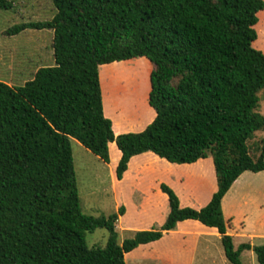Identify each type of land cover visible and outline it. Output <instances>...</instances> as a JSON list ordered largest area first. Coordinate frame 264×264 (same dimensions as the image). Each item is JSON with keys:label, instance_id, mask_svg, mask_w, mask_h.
<instances>
[{"label": "trees", "instance_id": "trees-1", "mask_svg": "<svg viewBox=\"0 0 264 264\" xmlns=\"http://www.w3.org/2000/svg\"><path fill=\"white\" fill-rule=\"evenodd\" d=\"M13 0H0V8ZM54 15L5 32L51 29L54 64L22 85L0 80V264H126L124 254L194 219L220 234L224 255L242 264L264 243L236 247L226 233L222 198L244 172L264 171V53L255 48L264 0H52ZM258 25V24H257ZM256 40V41H255ZM144 58L151 64L140 131L115 134L104 114L99 66ZM109 64V65H111ZM70 138L108 163L120 152L119 180L134 155L151 151L171 163L210 157L216 188L199 209L181 206L165 183L167 214L158 229L118 241L120 206L108 216L82 212ZM105 228L106 244L88 246L86 232Z\"/></svg>", "mask_w": 264, "mask_h": 264}, {"label": "rangeland", "instance_id": "rangeland-1", "mask_svg": "<svg viewBox=\"0 0 264 264\" xmlns=\"http://www.w3.org/2000/svg\"><path fill=\"white\" fill-rule=\"evenodd\" d=\"M54 13L52 0H13L12 7L0 8L1 81L22 85L39 67L54 64L51 29H25L15 35L5 33L13 24L48 20ZM257 24L258 41L255 40L254 46L264 53V11L260 13ZM98 70L104 93L105 115L109 114L119 123L113 126L116 135L126 129L142 130L154 117L153 109L147 103L151 64L144 58H138L124 63L103 64ZM259 96L258 110L264 115V91ZM263 136L264 131H260L254 140ZM70 147L82 212L92 216H108L117 212L120 206L124 207V213L119 214L115 222L119 242L131 237L134 231L159 228L167 209L166 195L162 196L157 190L160 183L172 188L180 200L185 199L192 187L198 192V200L203 205L215 190V173L210 157L194 163H171L147 151L132 156L124 177L117 180L116 153L119 151L114 143L109 146L111 157L108 163L73 138H70ZM221 208L226 233L232 235L235 247L241 242L263 244L264 171H244L222 198ZM177 227H189L191 232L202 236L162 235L163 238L157 241L139 245L125 253V263L231 264L222 255L220 234L212 238L214 250L211 246L210 251H214L215 258L208 260L209 253L203 249V244L207 245L205 235L211 229L196 220L182 221ZM107 235L105 228H96L86 232L85 241L88 246L103 247ZM176 236L181 242L171 245ZM191 244L197 251L190 249ZM240 260L242 264H259L252 250L242 251Z\"/></svg>", "mask_w": 264, "mask_h": 264}, {"label": "crops", "instance_id": "crops-1", "mask_svg": "<svg viewBox=\"0 0 264 264\" xmlns=\"http://www.w3.org/2000/svg\"><path fill=\"white\" fill-rule=\"evenodd\" d=\"M109 64H111V63H109ZM109 64H107V65H109ZM102 94H103V99H104V93H103V91H102ZM104 106V105H103ZM104 114H105V112H104ZM107 114V113H106ZM105 116H107L108 118H110L111 119V121H112V127L115 125V124H119V123H116V119L115 118H112L109 114H107V115H105ZM114 130V129H113ZM130 130H133V129H126V131H124V132H127V131H130ZM133 131H139V129H135V130H133ZM115 133V132H114ZM116 134V133H115ZM114 142H111V143H109V146L111 145V144H113ZM115 144V143H114ZM109 148V147H108ZM118 150V149H117ZM119 151V150H118ZM111 156L109 155V158H110ZM119 157H120V152L117 154L116 153V162H118V159H119ZM129 163V162H128ZM127 169H128V167H127ZM112 171H113V168H112ZM127 171V170H126ZM125 171V172H126ZM124 172V173H125ZM124 173H123V176H122V178L124 177ZM122 178L121 179H119V180H122ZM118 180V179H117ZM180 182H182V180H180ZM215 188H216V183H215ZM157 190H158V192L162 195V196H164L165 197V195H164V193L163 192H161L160 191V189H159V187L157 188ZM198 192H196V191H194L193 189H192V187L189 189V191H187V193H186V197H185V199L184 200H180L179 199V201H180V204H181V206H190V207H193V208H196V209H199L200 207H202L203 206V203H200L199 202V200H198V198H199V195L197 194ZM211 196V195H210ZM210 198V197H209ZM209 200V199H208ZM222 202V201H221ZM166 210V214H167V210H168V208L167 209H165ZM165 217H166V215H165ZM165 217H164V219H165ZM164 219L161 221V223L164 221ZM185 220H194V219H185ZM185 220H182V221H185ZM182 221H179V222H177V224H176V226H175V228L173 229V230H169V231H166V232H164L163 233V235H166V236H169V235H175V234H178V235H180V236H185V235H193V236H197V237H199V236H202V234H199V233H195V232H191V230L189 229V227H185V228H182V229H176V227L178 226V224L180 223V222H182ZM197 221V220H196ZM199 222V221H198ZM160 223V224H161ZM200 223V222H199ZM202 224V223H201ZM203 225V224H202ZM203 226H205V225H203ZM205 227H207V226H205ZM178 228V227H177ZM207 228H209V229H211V230H208L207 231V233H209L208 235H205V236H207V239H205L204 241H206L207 242V245L206 244H203L204 246H203V249L204 250H207L208 252L207 253H209V255H208V260L209 259H212V260H214V258L215 257H213V255H215L214 254V251H212V253H211V251H210V248H211V246H212V249L214 250V247H213V245L211 244V242H212V238H215V237H217V234H219L217 231H216V229L215 228H212V227H207ZM190 232V233H189ZM204 235V234H203ZM161 238H163V236L161 237ZM178 236H176L171 242H170V244L171 245H175V244H177V243H180L181 242V240H180V238H179V240H178ZM184 238V237H183ZM194 239H196V238H194ZM221 242V241H220ZM151 243V242H150ZM185 244V243H184ZM183 244V245H184ZM145 245V244H144ZM223 248V247H222ZM190 249H192V250H196L195 249V247H194V245L193 244H191V247H190ZM197 251V250H196ZM222 252H223V254L222 255H224V251H223V249H222ZM205 256V255H204ZM200 257H201V255H200ZM225 259H226V257H225V255L223 256Z\"/></svg>", "mask_w": 264, "mask_h": 264}]
</instances>
